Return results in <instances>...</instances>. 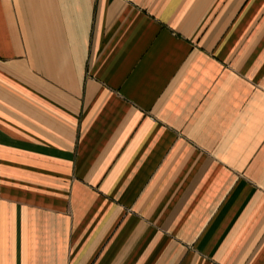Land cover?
<instances>
[{"label":"crops","instance_id":"0c3cea01","mask_svg":"<svg viewBox=\"0 0 264 264\" xmlns=\"http://www.w3.org/2000/svg\"><path fill=\"white\" fill-rule=\"evenodd\" d=\"M0 264H264V0H0Z\"/></svg>","mask_w":264,"mask_h":264}]
</instances>
